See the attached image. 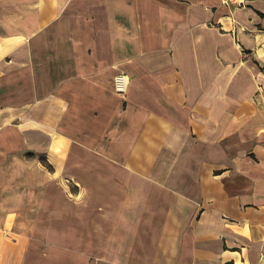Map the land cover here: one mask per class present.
<instances>
[{
    "label": "crops",
    "instance_id": "0c3cea01",
    "mask_svg": "<svg viewBox=\"0 0 264 264\" xmlns=\"http://www.w3.org/2000/svg\"><path fill=\"white\" fill-rule=\"evenodd\" d=\"M225 1L0 0V264H264V0ZM73 110L107 209L45 226Z\"/></svg>",
    "mask_w": 264,
    "mask_h": 264
},
{
    "label": "rangeland",
    "instance_id": "374dc122",
    "mask_svg": "<svg viewBox=\"0 0 264 264\" xmlns=\"http://www.w3.org/2000/svg\"><path fill=\"white\" fill-rule=\"evenodd\" d=\"M95 3L98 5L97 2ZM120 71L122 70L116 69L113 72H110L109 68H107L105 70L106 74L103 72L98 74V77L102 78V80L103 78L106 79L104 94L105 98H109V102L111 103L107 107L113 108V110L116 111L122 106L124 97L123 92L125 91H117L114 88L113 76L120 73ZM122 72L126 73L125 71ZM74 112L76 111L73 110V118H71L72 120L68 123L69 132L73 137L71 140L73 148L70 150L71 158H69V164L72 170L60 176V180L65 184L61 187L65 188L60 189L61 187H59L55 190V195H57L59 202L57 207V215L59 219L54 220L53 222H44L43 225L45 226L59 224L63 227L67 222L65 219L67 211L73 212L75 217L80 215L81 212H83L82 210L90 211V213L95 212L93 214H95L94 216L96 218L91 219V222H95L98 220L96 212L107 209V203L100 201L97 196V192L100 190V187L95 184L96 182H94L96 177L95 172L86 176L87 174H84L86 171H82L81 168H79L81 164H86L90 167L94 166L96 160H100L101 156L97 153V151L100 150L99 143L105 140L108 141L109 139L107 123L102 120L94 122L91 114L82 117V121L77 123ZM95 126L97 127L96 130H94ZM97 156H99V158H97ZM104 160L110 161L111 159L110 157H106ZM105 175L107 176L106 173ZM85 177L91 179L93 182L91 186H88L87 184L86 186H83V180L86 179ZM111 188V183L107 187H102L103 190L106 189L110 191L112 190ZM81 221L82 220L75 219V224L77 225V222L80 223ZM91 236L96 237L95 234Z\"/></svg>",
    "mask_w": 264,
    "mask_h": 264
},
{
    "label": "built area",
    "instance_id": "2783aa9c",
    "mask_svg": "<svg viewBox=\"0 0 264 264\" xmlns=\"http://www.w3.org/2000/svg\"><path fill=\"white\" fill-rule=\"evenodd\" d=\"M229 2H234V3H242L243 0H227ZM225 1V2H227ZM113 83H114V88L117 90V91H122V90H125L129 84V81H128V76L126 73L120 71V73H117L113 76Z\"/></svg>",
    "mask_w": 264,
    "mask_h": 264
},
{
    "label": "bare ground",
    "instance_id": "6f19581e",
    "mask_svg": "<svg viewBox=\"0 0 264 264\" xmlns=\"http://www.w3.org/2000/svg\"><path fill=\"white\" fill-rule=\"evenodd\" d=\"M128 76V75H127ZM128 81H129V76H128ZM126 90V89H125Z\"/></svg>",
    "mask_w": 264,
    "mask_h": 264
}]
</instances>
